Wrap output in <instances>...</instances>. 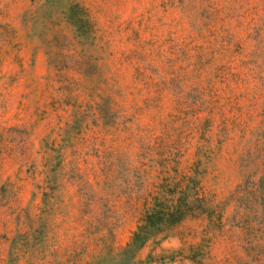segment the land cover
I'll list each match as a JSON object with an SVG mask.
<instances>
[{
	"label": "rangeland",
	"instance_id": "rangeland-1",
	"mask_svg": "<svg viewBox=\"0 0 264 264\" xmlns=\"http://www.w3.org/2000/svg\"><path fill=\"white\" fill-rule=\"evenodd\" d=\"M0 264H264V0H0Z\"/></svg>",
	"mask_w": 264,
	"mask_h": 264
},
{
	"label": "trees",
	"instance_id": "trees-1",
	"mask_svg": "<svg viewBox=\"0 0 264 264\" xmlns=\"http://www.w3.org/2000/svg\"><path fill=\"white\" fill-rule=\"evenodd\" d=\"M135 235V234H134Z\"/></svg>",
	"mask_w": 264,
	"mask_h": 264
}]
</instances>
